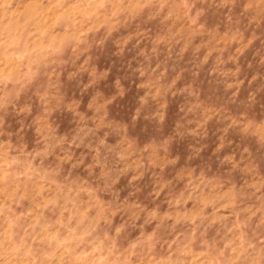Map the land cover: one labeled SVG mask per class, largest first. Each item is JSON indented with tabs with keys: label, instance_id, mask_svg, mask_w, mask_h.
<instances>
[{
	"label": "rangeland",
	"instance_id": "obj_1",
	"mask_svg": "<svg viewBox=\"0 0 264 264\" xmlns=\"http://www.w3.org/2000/svg\"><path fill=\"white\" fill-rule=\"evenodd\" d=\"M0 264H264V0H0Z\"/></svg>",
	"mask_w": 264,
	"mask_h": 264
}]
</instances>
